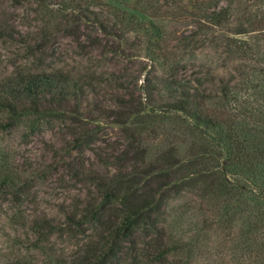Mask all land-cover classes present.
Listing matches in <instances>:
<instances>
[{
	"label": "rangeland",
	"instance_id": "1",
	"mask_svg": "<svg viewBox=\"0 0 264 264\" xmlns=\"http://www.w3.org/2000/svg\"><path fill=\"white\" fill-rule=\"evenodd\" d=\"M67 1L0 0V80L59 69L76 75L105 72L124 77L136 98L141 95L144 103L156 106L168 96L142 93L140 86L147 82L145 76L154 81L167 76L176 59L178 79L205 80L203 88L210 96L205 110L224 121L225 132L234 137V150L242 151L231 161L241 173L230 177L244 180L248 175L242 168L264 162V0H213L215 4L207 8L202 0H151L154 8L148 13L158 14L155 22L161 34L150 35L147 46L161 54L163 64L146 58V44L135 34L129 35L134 48L124 44L107 56L99 49L83 52L74 38L78 30L73 35L65 31L68 18L79 12ZM94 4L91 9L109 16L102 0ZM221 8L229 12L226 21L199 32V19ZM195 32L198 42L188 46L184 39ZM224 87L230 90L232 102L238 100L233 106L241 107L248 118H238L237 110L217 103ZM119 90L111 83L100 98L122 95L124 90ZM93 101L90 96L76 116L70 112L64 118L30 115L13 125H6L7 116L0 112V174L16 178L10 186L0 183V264L71 262L84 244L98 241L102 234L112 239L107 226L119 221L116 205L107 207L99 220L85 223L84 233L74 234L64 223L67 212L94 190L72 178L70 163L84 164L88 174H105L114 171L107 158L124 149L144 150L152 162L165 152V158L175 154L184 159L213 145L180 114L147 111L141 123L123 126L98 112ZM77 136L86 141L74 145ZM263 210L254 208L253 197L248 196L245 204L232 203L229 212H223L196 191L186 190L167 203L166 220L159 228H140L124 237L123 252L111 264H264ZM45 217L59 227L48 234L34 232L33 223ZM252 235L260 241L256 243Z\"/></svg>",
	"mask_w": 264,
	"mask_h": 264
},
{
	"label": "trees",
	"instance_id": "2",
	"mask_svg": "<svg viewBox=\"0 0 264 264\" xmlns=\"http://www.w3.org/2000/svg\"><path fill=\"white\" fill-rule=\"evenodd\" d=\"M38 1V0H37ZM67 5L77 8L79 12L65 23V31H69L77 44L86 52L88 49H99L100 53L107 56L123 48L124 44L134 48L129 35L135 34L138 41L146 44L148 58L155 63H161L160 56L150 51L147 44L150 35L158 37L161 27L155 22L158 14L148 13L154 5L151 0H102L106 7L104 12H98L90 8L97 6V0H69ZM207 7L213 6V0H202ZM229 12L224 8L206 12L205 18H200L199 32L205 31L212 25L223 24ZM147 15H151L146 17ZM146 17V18H145ZM85 29L81 31V26ZM3 29V28H2ZM1 30V28H0ZM99 32H102L101 36ZM195 32L186 36L184 41L189 46L191 42H198V34ZM12 36V35H11ZM13 37V36H12ZM135 42V41H134ZM142 45L138 46L141 49ZM87 49V50H86ZM89 51V50H88ZM177 65V66H176ZM147 68L143 66L141 70ZM172 72L167 76L155 80L145 76L147 81L140 86L142 93L158 91L168 96L166 100L155 105L144 103L142 97H135V93L129 86H125L124 77L118 78L114 74L93 71L89 74L76 75L72 70L59 69L52 71H40L34 73H18L0 80V112L7 116L6 125H13L24 116H39L47 114L59 118L66 117L69 112L74 116L81 111L82 105L89 102V97L94 98L95 109L106 115L118 125H137L145 118V113L151 111L154 114H180L184 121L193 125L202 137L213 144L205 152H193L187 158H180L175 154L170 158L164 155L154 161H147L144 150L132 148L124 149L107 158L114 168L110 173L97 171L88 174L81 167L69 164L68 170L72 178L85 184H90L94 190L87 192L85 200H79L71 212H67L66 223L69 230L77 234L84 233V224L93 220H99L105 209L111 205L118 208L115 214L119 219L107 226L112 230V239L102 234L96 242L84 244L76 253L75 260L60 262L59 264H111L123 252V238L135 234L140 228H159L166 220V205L174 197L182 192L196 191L199 196L218 206L223 212H229L232 203H244L246 197H253L255 207L264 208V162H256L254 168H242L248 178H231V174L241 173V167L233 166L232 157H239L242 151L234 150V137L224 130V121L218 116H213L205 110L209 101V94L203 88L205 80L196 77L194 80L178 79V60L174 59L168 66ZM193 81L197 84L194 85ZM124 90L122 95L100 98L102 91L108 85ZM119 90V91H120ZM220 104L223 108H230L238 118H248L250 115L242 111L241 107H234L230 90L224 87ZM73 105L71 109L68 107ZM237 118V119H238ZM244 120V119H243ZM83 138L77 136L74 145H80ZM172 152V151H171ZM103 163H106L104 161ZM262 167V168H261ZM251 175V176H250ZM251 177V178H249ZM16 178L8 174H0V183L13 185ZM227 198L231 201H228ZM231 202V203H230ZM222 214L219 216L221 217ZM264 215V210L263 214ZM50 218H41L33 223V231L40 234L54 232L58 228ZM254 229H252V232ZM258 243L259 237L252 235ZM262 239V238H261ZM263 247L260 248L264 255ZM155 259L158 260L156 257ZM17 264H29L18 262Z\"/></svg>",
	"mask_w": 264,
	"mask_h": 264
}]
</instances>
